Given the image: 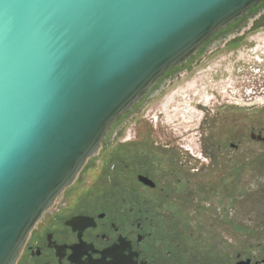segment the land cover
Here are the masks:
<instances>
[{
	"label": "flooded vegetation",
	"instance_id": "af4514ba",
	"mask_svg": "<svg viewBox=\"0 0 264 264\" xmlns=\"http://www.w3.org/2000/svg\"><path fill=\"white\" fill-rule=\"evenodd\" d=\"M248 14L209 50L242 49L236 88L202 86L215 94L204 102L196 87L152 114L205 49L166 71L43 212L14 264H264V69H250L264 66V2Z\"/></svg>",
	"mask_w": 264,
	"mask_h": 264
},
{
	"label": "water",
	"instance_id": "95a60500",
	"mask_svg": "<svg viewBox=\"0 0 264 264\" xmlns=\"http://www.w3.org/2000/svg\"><path fill=\"white\" fill-rule=\"evenodd\" d=\"M264 0H0V264L169 69Z\"/></svg>",
	"mask_w": 264,
	"mask_h": 264
},
{
	"label": "rangeland",
	"instance_id": "374dc122",
	"mask_svg": "<svg viewBox=\"0 0 264 264\" xmlns=\"http://www.w3.org/2000/svg\"><path fill=\"white\" fill-rule=\"evenodd\" d=\"M261 32V31H259ZM263 35V34H261ZM260 35V36H261ZM264 35L261 37L263 38ZM209 48H206L204 52L199 53L198 59L196 62H193L192 65L187 69H192L191 71L184 72L183 76L180 79L174 81L172 85L169 86L166 90L163 91L157 98L150 102L149 108L152 109V114H158V112L165 113L166 105L169 100L173 97L184 96L185 93L186 98L190 95L191 91H194L196 87H198L199 92L198 99L202 101H206V98L199 97L200 93L208 87H218L217 89H226L228 90L230 86L229 81L227 79H235L236 71L235 69H242L241 63L239 62L241 57H244L242 49L236 48H221L212 53H209ZM245 58V57H244ZM246 59V58H245ZM260 65H264V60L260 57ZM257 67V66H256ZM261 68H250V69H264V66H260ZM213 78L212 82H209V78ZM219 79L224 80L223 86H218ZM231 84V83H230ZM234 86L236 88V80H234ZM202 86H204L202 88ZM220 91V90H219ZM223 91V90H222ZM202 92V93H203ZM221 96L224 95H232L228 91L220 92ZM233 96V95H232ZM191 97V96H190ZM229 97V96H228ZM185 99V98H181ZM192 99V98H191ZM213 99V98H209ZM197 101V100H196ZM195 102V100L193 101ZM158 110V112H156ZM148 111H144L141 115H146ZM128 130V128H127Z\"/></svg>",
	"mask_w": 264,
	"mask_h": 264
},
{
	"label": "built area",
	"instance_id": "2783aa9c",
	"mask_svg": "<svg viewBox=\"0 0 264 264\" xmlns=\"http://www.w3.org/2000/svg\"><path fill=\"white\" fill-rule=\"evenodd\" d=\"M259 61L262 62V60H260V59H259ZM214 96H215L214 92H212V91L210 90L209 93H205V92H203L202 95H201V98L209 99V98H214ZM191 106H192V105H191L190 103H188V104H186L185 106H183V110H184V112H185L186 114H187L188 112H190Z\"/></svg>",
	"mask_w": 264,
	"mask_h": 264
}]
</instances>
